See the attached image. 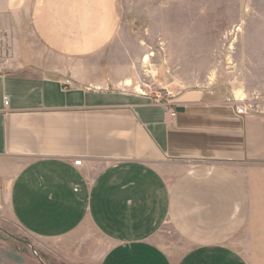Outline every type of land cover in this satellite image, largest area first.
Masks as SVG:
<instances>
[{
	"label": "crops",
	"instance_id": "0c3cea01",
	"mask_svg": "<svg viewBox=\"0 0 264 264\" xmlns=\"http://www.w3.org/2000/svg\"><path fill=\"white\" fill-rule=\"evenodd\" d=\"M117 17L115 0H0V221L43 264H264V113L196 88L171 116L120 89L93 58Z\"/></svg>",
	"mask_w": 264,
	"mask_h": 264
},
{
	"label": "rangeland",
	"instance_id": "374dc122",
	"mask_svg": "<svg viewBox=\"0 0 264 264\" xmlns=\"http://www.w3.org/2000/svg\"><path fill=\"white\" fill-rule=\"evenodd\" d=\"M121 38L94 51L95 68L127 92L175 100L200 88L223 101L244 95L247 113H264V0H115ZM128 79L132 85L121 83ZM138 86V87H137ZM111 89H115L110 85ZM1 222V221H0ZM0 231V250L43 252L16 226ZM49 261V258H46Z\"/></svg>",
	"mask_w": 264,
	"mask_h": 264
},
{
	"label": "built area",
	"instance_id": "2783aa9c",
	"mask_svg": "<svg viewBox=\"0 0 264 264\" xmlns=\"http://www.w3.org/2000/svg\"><path fill=\"white\" fill-rule=\"evenodd\" d=\"M63 88H64L65 91H67V90H70L72 88V86L70 84L66 83ZM155 100L157 102H159L160 104L164 105L166 107V111L169 112V114L171 116H175L177 114L176 111L179 108L174 106L171 100H169V99H166V100L164 99L163 100L161 97H155ZM3 102H4L5 106L8 105V100H7L6 96L3 97ZM234 108H235L237 114L243 115L244 113L247 112V110L245 109L244 105L243 106L242 105H238L237 102H235ZM74 162H75V164H80L81 163L80 159H75Z\"/></svg>",
	"mask_w": 264,
	"mask_h": 264
},
{
	"label": "water",
	"instance_id": "95a60500",
	"mask_svg": "<svg viewBox=\"0 0 264 264\" xmlns=\"http://www.w3.org/2000/svg\"><path fill=\"white\" fill-rule=\"evenodd\" d=\"M0 231H3L4 233H6V234H7L10 238H12L14 241L16 240V241H21V242H23V243H26L27 245H29V247L32 249V251H34V247H33L32 243H30L29 241L22 240V239L18 238L17 236H14L13 234H11L10 232H8V231H6V230H4V229H1V228H0ZM36 257H37L38 261H39L41 264H43V262H42L41 259H40V256H37V255H36Z\"/></svg>",
	"mask_w": 264,
	"mask_h": 264
},
{
	"label": "bare ground",
	"instance_id": "6f19581e",
	"mask_svg": "<svg viewBox=\"0 0 264 264\" xmlns=\"http://www.w3.org/2000/svg\"><path fill=\"white\" fill-rule=\"evenodd\" d=\"M122 84H123L124 86H128V87L132 85V83H131L128 79H126L125 81H123ZM137 87H138V86H137ZM137 90H138L140 93H142V90L140 89V87H138ZM234 93H235L234 95H235L236 97H240V98L236 99L237 101H243V98H244V95H245V94H242L239 90L234 91Z\"/></svg>",
	"mask_w": 264,
	"mask_h": 264
}]
</instances>
